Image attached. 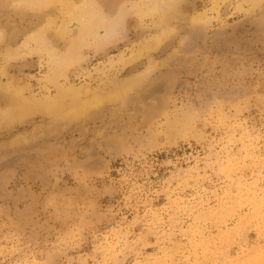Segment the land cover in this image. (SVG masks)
<instances>
[{
	"label": "rangeland",
	"instance_id": "374dc122",
	"mask_svg": "<svg viewBox=\"0 0 264 264\" xmlns=\"http://www.w3.org/2000/svg\"><path fill=\"white\" fill-rule=\"evenodd\" d=\"M97 1L114 19L140 0ZM178 5L170 39L127 66L113 64L161 30L155 19L130 14L109 45L79 50L82 60L58 83L47 79L44 54L11 60L7 77L0 60V85L16 80L24 98L43 101L58 84L110 92L151 59L165 64L143 90L105 107L103 121L81 118L58 133L47 131L54 116L44 110L3 122L14 94L0 86V264H264V0L250 13L229 0L201 28L191 17L212 2ZM64 8L12 16L3 25L19 33L10 46L53 18L49 43L65 53L69 42L56 32ZM158 85L166 94L156 98Z\"/></svg>",
	"mask_w": 264,
	"mask_h": 264
},
{
	"label": "bare ground",
	"instance_id": "6f19581e",
	"mask_svg": "<svg viewBox=\"0 0 264 264\" xmlns=\"http://www.w3.org/2000/svg\"><path fill=\"white\" fill-rule=\"evenodd\" d=\"M210 1L212 2V7L210 9L205 10L201 13H197L193 17H191L190 21H192L193 26L201 28L204 25L206 26V24H211L210 22L212 21V15L209 16L208 13L211 12L218 15L220 13L222 5L229 0ZM262 1L263 0H243L244 4L246 3L248 5V9L246 12L250 13L251 11L259 8V6L262 4ZM180 2L181 0H140L137 2L126 3L119 9L117 16H115L114 19H111V17L105 14L102 7L98 4L97 0H0V49L8 46L5 53H0V60L4 61V63L6 64L3 68L1 67L2 75H7L6 70L9 63H11V60L15 59L14 61H17L18 58H25V55L27 54H44L48 59V64L51 66V71L47 76V79L51 80L53 83H58L56 82V80L60 78H66L65 74L70 69V67L75 66L79 62V60H82L80 59L81 56L78 54L79 50L82 51V49L86 45L89 47L93 46L96 50L104 47L106 44H108L106 40L114 38L111 37L114 34V31L117 28L123 26L122 24L125 23V20L128 16H130V14L138 15L140 17V21H143L144 19L149 17L153 18L155 19V27L161 29L155 35L151 36L149 39H146L145 43H139L141 45L138 44L139 47L137 48L136 53H134V57H132L131 59H126V57L123 58L119 55V61H116L113 66L116 64L118 65V63L124 64L126 66L135 63L142 59V57L149 55L152 51H156L157 49H159L164 45V42L170 39V37L173 35L175 28L173 29V27H169L168 25H166V22L169 18V12L173 9L180 10L179 17H182L183 13L181 12V7L178 5ZM7 5H10V8L12 10L10 13L12 14L5 16L1 13L2 10L7 7ZM56 5H60V9L61 7H65L63 16L66 20H63L62 24L56 31L58 37H60L61 39H66V42H69L68 49L65 53L59 52V50L54 46L53 43H49L47 33L56 25V22L53 18H49L46 29L41 28L32 36H28L27 38H25L22 46L20 45V47L17 48H12L10 46L19 33L16 32V29H12L9 33V31L6 30L5 27H3L4 23H10L9 20L13 17L24 19L27 16H38L45 10L53 7L55 8ZM238 9L243 10L242 4L239 5ZM72 23H77L78 25V31L76 33L73 32L70 28V24ZM102 31L105 34L103 35V37L105 38L106 43H103V40L102 42L100 41L103 38L101 36ZM164 65L165 64L162 63V61H153L151 59L148 68L146 70L143 69V73L137 74L132 78H128L127 81L124 82V84L122 83L123 80L121 83L115 81L117 85L113 83L114 88L111 87L112 91L110 90V92H104L100 90L98 91L97 89L98 92L94 90L95 92H88V94L84 95L81 94L82 91H80V89H78L77 87L76 89L73 86H64L58 84L57 95L55 97L53 96L54 98L52 99L50 98V96H48L49 100L44 101L43 99L39 100L38 98L31 96L30 98H24L23 84L16 80H11L8 81V84L5 83V86L3 84L0 85L4 88V92L6 90L9 93L12 92L11 95L14 94V96H12L13 98H9L10 108L9 105H7L9 104V102L6 104V107H8L7 109H10V111L6 113V117L4 119L1 118L2 115H0V118L3 122H22L28 117L30 118V116L34 113L39 112L41 114L44 110L54 116L52 120L54 121V123L51 121L53 126L49 125L52 127L47 129V131H49L50 133H54L56 131V133H58V130L60 131L62 127H65L78 119L80 120L81 118L87 119L91 117V120L93 122H101L106 117V115L104 114L105 107L116 105L118 102H125L131 95V93L134 92V90H143L141 88L145 84H147L148 82L151 83V81H149L151 80V75L154 72H157L158 69H161V67H164ZM110 66L112 65L110 64ZM15 78L16 76L12 79ZM163 87L164 86L161 85L160 87L153 88V90L151 91L152 96H155L156 98H158V96H164L166 94V91L164 90L165 87ZM46 98L47 97H45L44 99ZM6 100L7 99L5 96L2 99L0 98V101ZM155 101L156 100H154V102ZM152 105L156 106L155 103ZM40 110H42V112H40ZM2 114H4V112ZM91 120H87L86 122ZM175 123L173 124L175 125ZM2 125L5 124H1V126ZM129 129L131 128L129 127ZM117 146H119V144H117Z\"/></svg>",
	"mask_w": 264,
	"mask_h": 264
}]
</instances>
